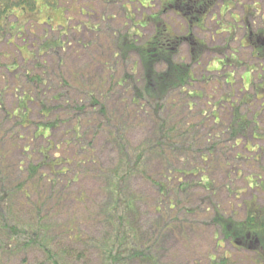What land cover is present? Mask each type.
Returning <instances> with one entry per match:
<instances>
[{
    "label": "rangeland",
    "instance_id": "374dc122",
    "mask_svg": "<svg viewBox=\"0 0 264 264\" xmlns=\"http://www.w3.org/2000/svg\"><path fill=\"white\" fill-rule=\"evenodd\" d=\"M32 1L0 30V264H108L114 170L135 204L128 264H264V0H218L190 32L160 14L171 0ZM154 16L204 46H180L189 78L159 111L134 105Z\"/></svg>",
    "mask_w": 264,
    "mask_h": 264
},
{
    "label": "trees",
    "instance_id": "16d2710c",
    "mask_svg": "<svg viewBox=\"0 0 264 264\" xmlns=\"http://www.w3.org/2000/svg\"><path fill=\"white\" fill-rule=\"evenodd\" d=\"M216 2H218V0H171L167 2L168 4L163 3L164 6L161 8L160 14L163 15L173 12L175 16L183 20L190 32L193 28H197L198 23H203L205 18L216 6ZM22 7H27L30 10L34 7V2L32 0H0V30L3 20L8 18L14 10ZM157 15H159V13ZM150 21H153L154 32L148 40L144 41L141 46L136 48L143 68L145 83L140 92H137L134 96V100H136L134 105L137 106L141 102L144 104L149 103L154 107V110L159 111L161 101H163V99L170 92L183 88L189 78L188 71L185 70L186 67H180L172 63V59L177 54L180 46H182V44H186L189 48L191 57L198 55V50L201 51L204 46L191 35H186L181 38L173 36L163 23L157 21L156 16H154V18ZM252 37H255L256 39L259 38L257 35H249V38ZM134 46H136L135 42L130 43L131 48L135 49ZM253 46L255 45L253 44ZM163 64L166 67L165 71L161 73H154L155 66ZM92 100L93 102L89 103L90 106L96 107V102L94 99H91V101ZM100 109V113L103 114L102 107H100ZM138 157L140 159L142 156ZM31 171L33 172V170H29L30 175ZM114 171L115 172L113 173H116V175H113V181L108 184L109 187L105 190L108 200L106 201V204H104V211L107 216H109V214L116 216L119 224L113 242L110 246L106 247L104 254L107 255L106 261L108 264H128L130 260L135 258L136 253L133 251V240L128 233L129 231L127 232L124 229L125 226L122 222H124L123 215L133 212L135 204L130 200L128 202L126 201L123 189L125 178L120 179L117 170ZM159 189H161L160 186ZM217 222L220 225L222 235L224 236V234H227L228 238L232 239V241L237 245L247 244L249 237L251 238L252 236L247 231L238 232L237 228L234 230V225L230 222H224L223 218H218ZM253 223H255V219L254 215H251L246 218L245 222L238 224L237 227H247V225H251ZM262 226V239L264 240V222L262 223ZM230 232L232 234H230ZM30 242L25 244H17L16 242L13 249L17 250L20 246L26 247L30 244H36L35 242ZM262 246L264 247V241ZM43 249L46 251L48 259L54 260V254L51 248H47L46 246L45 248L43 247ZM68 252L69 251L62 253V261L66 259ZM82 256L83 254H78L76 259L81 258ZM221 261L222 262H219V264H226V259ZM216 263L217 262H214V264Z\"/></svg>",
    "mask_w": 264,
    "mask_h": 264
}]
</instances>
